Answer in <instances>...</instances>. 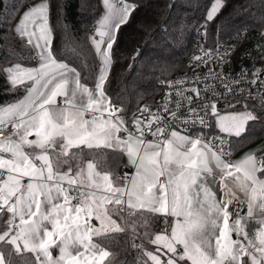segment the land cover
Here are the masks:
<instances>
[{
  "label": "snow or ice",
  "instance_id": "snow-or-ice-1",
  "mask_svg": "<svg viewBox=\"0 0 264 264\" xmlns=\"http://www.w3.org/2000/svg\"><path fill=\"white\" fill-rule=\"evenodd\" d=\"M102 4L104 15L90 37L100 62L93 87L83 82L82 70L54 54L47 0L24 11L15 26V33L36 50L39 63L0 68L13 89L25 90L22 99L0 106V214H8L0 230V264H17L25 254H31L30 264H105L113 253L93 236L122 233L126 225L135 234L136 222L126 220L124 212L128 217L139 213L142 225L151 216L164 218V232L154 238L144 233L170 254L162 261L145 251L153 264H264V157L249 153L239 161L228 160L231 144L224 147V137L194 132L197 124L210 127L209 111L229 138L241 137L248 121L259 118L250 111L219 115L215 100L177 115V101L168 117L145 105L140 111L149 113L147 118L133 114L130 129L123 107L112 103L105 84L117 33L136 6L130 0ZM223 7L224 0H213L206 22L214 21ZM202 35L207 36L206 27ZM227 55L229 49L213 53L202 48L194 60L206 63L205 57L222 60ZM190 91L205 99L197 88ZM184 98L193 103L192 96ZM163 107L167 112L168 105ZM173 120L184 127L178 130ZM109 150L112 158L127 156L125 167L135 172L117 175ZM212 185L219 186V199ZM233 201L246 205L243 216L235 206L230 210ZM249 220L259 225L252 234L245 230Z\"/></svg>",
  "mask_w": 264,
  "mask_h": 264
},
{
  "label": "trees",
  "instance_id": "trees-1",
  "mask_svg": "<svg viewBox=\"0 0 264 264\" xmlns=\"http://www.w3.org/2000/svg\"><path fill=\"white\" fill-rule=\"evenodd\" d=\"M37 0H0V68L19 62L32 67L36 54L32 47L12 32V25L21 9ZM135 7L129 22L122 25L113 46V62L105 84L112 103L122 106L123 114L130 115L145 105L153 108L164 81L185 71L183 57L197 39L207 44L222 43L248 27L253 32H263L264 0H224V7L214 21L206 22V12L213 0H130ZM49 26L53 33L52 49L59 60L82 70L83 82L94 86L93 72H98L99 61L90 37L95 24L102 16L97 0H47ZM15 6V10H13ZM207 29V36L202 35ZM137 53H139L137 55ZM135 57V59H134ZM24 87L13 89L5 73L0 72V106L18 100ZM242 107L259 119L248 121L241 137H230L231 152L241 150L264 139V103H249ZM241 107V106H240ZM236 108V107H235ZM75 151V150H74ZM87 152V150H85ZM108 151L111 166L119 175L123 167L122 156ZM88 157L85 156V159ZM125 172L128 168H125ZM120 176V175H119ZM149 214L145 213V216ZM119 220V217H116ZM139 213L129 217L136 222V232L127 226L122 233H109L93 237L109 249L105 264H153L144 254L150 251L160 256L157 247L145 236L160 231L161 216H151L148 224L140 223ZM122 223L121 220H119ZM0 230L2 225L0 222ZM142 245V248L133 247ZM31 254L17 258V264H30Z\"/></svg>",
  "mask_w": 264,
  "mask_h": 264
},
{
  "label": "built area",
  "instance_id": "built-area-1",
  "mask_svg": "<svg viewBox=\"0 0 264 264\" xmlns=\"http://www.w3.org/2000/svg\"><path fill=\"white\" fill-rule=\"evenodd\" d=\"M202 48L204 51L211 49L213 53H215L218 48L221 53L224 49H229L230 55L224 56L222 60H218L215 56H213L212 59L205 57L206 63H201L194 60V57L201 55ZM263 59L264 34L263 32H253L248 27H245L229 40L214 45L207 44L203 39L197 38L183 57L185 71L178 72L163 82L160 94L150 111L158 112L168 117L173 110H176L177 101L180 102L177 115H186L189 107L200 109L205 103L211 104L213 100L216 101L218 113H223L229 109L244 106L249 103H264V67L260 65ZM258 71L261 73L259 78L253 75ZM253 79H256L255 85L252 84ZM235 81H239V83H235ZM225 84L231 87V92H228ZM192 88L200 90L201 95L205 99H198L195 93L190 91ZM206 88L208 89L207 91H205ZM178 91L182 92L183 95L178 96ZM214 92L219 93V95H214ZM189 95L193 97V103L191 105H189L184 98ZM165 104L168 105L167 112L164 111L163 106ZM141 109L142 108L135 110L130 115L122 113L128 117V126L130 129H132L131 119L133 114L141 119L147 118L149 113H141ZM200 115H204V112H200ZM213 118L214 116H212L209 111L207 120L210 127L201 129V126L197 124L194 132L203 131L205 138L216 136L224 137L226 144L223 146L227 147L228 143H230L229 137H227V134L221 133L214 127ZM172 126L177 127L178 130L184 127V125L177 120H173ZM187 126L189 128L192 127L191 123ZM3 138L4 137L0 135V139ZM147 139H152V137L148 136ZM231 156L232 152L226 159L229 160ZM127 173L130 174V172ZM233 206H235L239 214L243 216L246 205L243 203L237 204L236 201H233V205L229 206L230 210ZM122 215L128 220L129 217L127 212L122 213ZM234 218L235 217H233V219ZM123 223H125V221H123Z\"/></svg>",
  "mask_w": 264,
  "mask_h": 264
},
{
  "label": "crops",
  "instance_id": "crops-1",
  "mask_svg": "<svg viewBox=\"0 0 264 264\" xmlns=\"http://www.w3.org/2000/svg\"><path fill=\"white\" fill-rule=\"evenodd\" d=\"M98 1V3H99V6H100V8H101V10H102V15H103V12H105V9H104V6H103V4H102V0H97ZM41 2V0H37V1H34V2H32V3H30V4H28V5H26V6H24L22 9H21V12H20V14H19V16L17 17V19L15 20V22L13 23V25H12V32L15 34V35H17L16 33H15V26H16V24L18 23V21H19V19H20V17L22 16V14H23V12L24 11H26L29 7H32V6H34L35 4H37V3H40ZM97 27H98V25H97ZM95 33H96V31L94 30L93 32H92V34H91V37H93L94 35H95ZM18 36V35H17ZM21 38V37H20ZM25 42H26V38H22ZM96 39H99V37L98 36H96ZM31 46V45H30ZM32 47V46H31ZM33 49V48H32ZM34 50V52H35V54H36V50L35 49H33ZM98 61H99V59H98ZM38 63H39V60H38V57H37V55H36V59H35V61H34V64H33V66L32 67H36V66H38ZM100 63V62H99ZM260 65H262L263 67H264V59L262 60V62L260 63ZM98 71H99V65H98ZM263 84H264V76H263ZM24 95H25V90H24V93H23V95L19 98V99H22L23 97H24ZM18 99V100H19ZM17 101V100H16ZM16 101H13V102H10V103H8V104H6V105H4V106H7V105H10V104H12V103H15ZM30 139H34V137H30ZM249 153H254L258 158L259 157H264V139H261V140H259V141H257V142H255V143H253V144H251L250 146H248V147H246V148H243V149H241V150H236V149H233V154H232V156H231V158L229 159V160H231V161H239L240 159H242L246 154H249ZM122 158H123V167L121 168V170H120V173H119V175L120 176H123L126 172V170H125V168H128V171L127 172H130V175L132 174V173H134L135 172V169L133 168V167H131V166H129V167H125V165L127 164V156H122ZM212 187H213V189L216 191V193H217V199H219V197H220V193H219V186L218 185H212ZM242 195V194H241ZM74 203V202H73ZM109 207H111V205H109ZM246 211H247V207H245V210H244V213H243V215L246 213ZM7 216H8V214H6V213H4V214H0V222H1V225H2V230H3V228L6 226L5 225V221L7 220ZM113 218H116V216H114ZM169 219H171V217H169ZM92 224L95 226V227H100V223H99V221H97V220H95V219H93L92 220ZM166 224H165V222H164V218L161 216V222H160V231L158 232V233H162V232H164V230L166 229ZM259 227V225L254 221V220H249L248 222H247V224H246V231H248L249 232V234H252L254 231H255V229H257ZM93 237H95V236H93ZM235 237V236H234ZM233 237V238H234ZM152 238H154V235L152 236ZM240 239H243L242 237H239ZM152 244V243H151ZM153 246H155V247H157V248H159L160 249V251L162 252V253H165V259H164V261H166V259H167V255H170V254H167V250L165 249V248H163L161 245H157V244H152ZM52 251H53V254L54 255H58V249H55V248H53L52 249ZM161 258V257H160ZM245 260H247L248 258L247 257H245L244 258Z\"/></svg>",
  "mask_w": 264,
  "mask_h": 264
},
{
  "label": "rangeland",
  "instance_id": "rangeland-1",
  "mask_svg": "<svg viewBox=\"0 0 264 264\" xmlns=\"http://www.w3.org/2000/svg\"><path fill=\"white\" fill-rule=\"evenodd\" d=\"M207 13V12H206ZM103 15H104V12H103ZM102 15V16H103ZM102 16H101V18H102ZM100 18V19H101ZM99 19V20H100ZM98 20V21H99ZM97 25H98V22L95 24V27H94V30L96 31V29H97ZM93 30V31H94ZM263 34H264V29H263ZM242 107H244V106H239V107H236V108H232V109H229L228 111H226V112H223V113H219V115H228V114H232V113H236V112H243V111H246L244 108H242ZM216 117L214 116V118H213V124H214V127L216 128V129H218L219 130V128L217 127V125H216ZM122 221V224H124L123 223V220H121ZM127 228V227H126ZM235 236V237H234ZM233 239H237L238 237L236 236V233H233Z\"/></svg>",
  "mask_w": 264,
  "mask_h": 264
}]
</instances>
